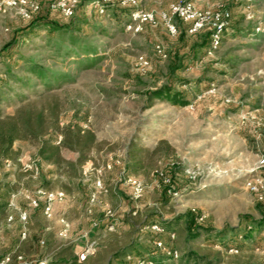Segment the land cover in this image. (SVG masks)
Returning <instances> with one entry per match:
<instances>
[{
  "label": "rangeland",
  "instance_id": "obj_1",
  "mask_svg": "<svg viewBox=\"0 0 264 264\" xmlns=\"http://www.w3.org/2000/svg\"><path fill=\"white\" fill-rule=\"evenodd\" d=\"M35 1L30 18L0 13V85L12 89L0 111L46 119L0 163V254L27 264H152L147 253L157 264L190 253L202 264H264V196L246 187L264 155V0H141L155 14L141 31L127 30L120 1L101 13L105 0H78L70 17L59 0ZM184 1L229 12L218 48L210 23L193 30L174 16L168 30L159 14ZM159 89L185 103L156 98ZM39 190L65 193L52 217Z\"/></svg>",
  "mask_w": 264,
  "mask_h": 264
},
{
  "label": "built area",
  "instance_id": "obj_2",
  "mask_svg": "<svg viewBox=\"0 0 264 264\" xmlns=\"http://www.w3.org/2000/svg\"><path fill=\"white\" fill-rule=\"evenodd\" d=\"M114 1H120L129 9L130 21L126 26L127 30L129 31H141L143 30L144 25L152 23L155 20V14L152 11L146 9L142 5L141 0H105L102 2V4L100 3L98 5L99 11L104 13L105 7ZM77 3L78 0H59L57 5L60 7L64 15L70 17L74 15ZM12 9L16 10L26 18H30L32 12L39 10V4L35 0H5L0 4V13L6 14ZM159 15L166 22V26L171 33L176 32V27L172 23V18L174 16L180 17L184 20L192 21L194 23L192 27L193 30H198L207 23L212 24L213 28L217 31L215 33L214 40L211 42L210 49L212 50L218 48L222 37L220 31L224 29L226 20L230 14L229 12H213L211 10L202 13L195 8L192 2L184 1L171 4L167 11H162ZM158 49L159 52H162L160 47H158ZM257 169L258 170L255 175L247 180L246 187L251 192L260 196H264V155L259 158ZM97 184L101 185V181H98ZM39 193H42V195L45 197L44 213L47 217H52L53 206L55 202L62 201L64 199L65 193L63 191L46 192L43 190H39ZM36 202V200H33L34 204H37ZM18 217L23 223L28 222V214L26 210H19ZM152 227L162 231V228H160L159 224H154ZM22 234L23 237L26 236L25 231ZM155 244L160 248H163L168 255L174 257L178 256V252L174 249H167L161 238H156ZM85 257L86 256L84 253L81 254L82 259H85ZM15 258L19 263L27 264L23 255L17 254L14 256L13 253L0 254V264H12ZM37 264H47V261L41 260Z\"/></svg>",
  "mask_w": 264,
  "mask_h": 264
},
{
  "label": "trees",
  "instance_id": "obj_3",
  "mask_svg": "<svg viewBox=\"0 0 264 264\" xmlns=\"http://www.w3.org/2000/svg\"><path fill=\"white\" fill-rule=\"evenodd\" d=\"M31 69L34 73L40 75L41 77L45 75L43 70L40 68L32 67ZM25 87L26 86H24L23 88ZM9 90L12 89L8 86V84L3 83L2 85H0V106L3 105L4 101L6 100L5 96L7 91ZM152 93L156 98H160V99L165 98V99L173 100L176 103H185V100L181 95L172 94L169 89L166 90L159 89ZM15 97L18 98V101L22 105L27 103L29 99V96H27V94L21 95L19 93H15ZM21 110L22 109H18L16 113L13 115H5L3 111H0V163L3 160L12 157L14 153V143L18 139L38 138L45 131L46 119L43 114V111L34 114V112L31 109H28L27 112H22ZM87 133L88 134L86 135V138H88V147H89V141L93 142L95 140V135L89 131ZM66 143L67 142L65 140L63 142V145L68 146V144ZM85 145L87 146V143ZM68 147H72V146H68ZM145 255H147L146 256L147 258H145L146 261H151L153 264L158 263L157 262L158 260L154 258L151 254L147 253ZM165 257H169V256H165ZM183 263L202 264L200 257L195 253H190Z\"/></svg>",
  "mask_w": 264,
  "mask_h": 264
}]
</instances>
